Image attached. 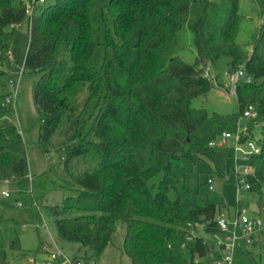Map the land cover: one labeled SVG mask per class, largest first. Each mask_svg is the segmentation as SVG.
<instances>
[{
  "label": "trees",
  "instance_id": "trees-1",
  "mask_svg": "<svg viewBox=\"0 0 264 264\" xmlns=\"http://www.w3.org/2000/svg\"><path fill=\"white\" fill-rule=\"evenodd\" d=\"M28 1L0 0V84L10 75L15 30L28 19ZM253 1L264 12V0ZM189 18L194 63L174 54L177 32ZM242 19L240 0H46L37 7L24 67L38 74L33 98L47 152L67 116L58 149L66 152L64 171L77 194L48 211L58 238L78 244L76 255L98 260L123 221L122 250L132 264H191L205 256L201 239L187 241L186 227L202 222L216 230L227 205L189 190L191 201L171 199L169 192L185 182L178 172L184 157L215 158L193 135L223 116L194 107L193 100L215 88L202 76L206 65L225 58L230 70L245 64L254 78L239 86L236 98L239 115L254 104L263 123L250 191L264 201V22L248 54L237 42ZM231 167L230 150L227 168L216 173L223 177ZM28 168L21 131L15 125L1 129L0 183L24 177ZM160 172L153 192L149 181ZM9 247L21 250L18 241ZM0 264H12L1 231Z\"/></svg>",
  "mask_w": 264,
  "mask_h": 264
},
{
  "label": "rangeland",
  "instance_id": "rangeland-1",
  "mask_svg": "<svg viewBox=\"0 0 264 264\" xmlns=\"http://www.w3.org/2000/svg\"><path fill=\"white\" fill-rule=\"evenodd\" d=\"M18 3V0H15ZM240 13L243 19L239 25L237 42L250 54L252 52L253 38L264 22V12L253 0H240ZM189 18L177 32V45L174 54L180 56L185 62L194 63L197 52L194 46V32L190 27ZM30 23L26 19L16 27L13 46L10 52L12 68L10 75L3 77L0 84V130L15 125L21 131L29 160L27 174L15 181L0 183V231L7 245L12 264H43L47 256L40 251L43 245H52L53 242L65 249L68 253H76L75 243L63 241L58 238L54 218L49 214L48 207L61 204L67 195L77 194L70 186V177L64 171L63 161L66 158L64 149H58L64 142L62 131L67 126L65 115L55 133L49 152L40 142L41 115L34 104L33 89L38 74L28 71L24 67L27 52ZM228 59H222L216 66L212 65L215 73H222L229 69ZM11 83L17 91V101L7 102L6 95L13 90ZM226 79L216 83L215 88L207 97L193 100L196 108H206L210 115L218 113L222 120L210 119L200 130L193 135V141L203 145L215 153V158L200 156L198 162L190 157H184L178 172L185 176V182L178 184L169 192L171 199L181 197L184 201H191L188 190L198 192L203 200H211L227 205L225 214L234 215L237 203L238 181L233 169L225 176L216 173V169L227 168L232 141L222 146H209L210 141L219 142L224 131L235 133L237 130L239 113L237 98L228 92ZM247 119L243 120V124ZM255 139H261L262 128L254 127ZM80 168H83L81 166ZM212 174L215 187L210 189L207 185L208 176ZM164 174L160 172L149 181L153 192L158 188ZM9 192V196L3 194ZM250 209L252 215H260L264 220V201L257 193L246 191L243 203ZM126 234V224L119 221L113 233L110 245L106 248L96 264H132L131 258L123 253L122 247ZM18 241L20 251L12 250L9 245ZM264 234L260 235L257 244L238 249L234 264H264ZM250 251L252 254H248Z\"/></svg>",
  "mask_w": 264,
  "mask_h": 264
},
{
  "label": "built area",
  "instance_id": "built-area-1",
  "mask_svg": "<svg viewBox=\"0 0 264 264\" xmlns=\"http://www.w3.org/2000/svg\"><path fill=\"white\" fill-rule=\"evenodd\" d=\"M46 0H29L27 2L28 20L31 26L33 15L38 6ZM204 78L217 83L223 78L227 81L229 94L237 97L239 86L243 83H251L254 78L248 73L245 64H240L236 69H225L217 74L211 64H207L202 72ZM12 91L7 95V102L16 105L17 91L11 83ZM258 110L256 105L248 104L239 115L237 130L235 133L224 131L219 142L210 141L209 146H222L228 141L233 142L231 150L232 167L238 181L237 203L234 215L222 212L216 217V230L208 231L207 224L202 222H189L187 241L201 239L205 245L206 254L203 257L196 256L191 264H234L235 254L238 249H244L248 245L258 242L260 235L264 234V220L262 216L252 215L250 209L243 203L244 192L250 191L252 184L250 179L255 175V167L252 160L262 152V145L253 135L254 127H262L263 123L257 121ZM247 119L245 124L243 120ZM210 189L215 187V179L211 176L207 179ZM5 196L9 192L4 191ZM187 243L183 244L186 248ZM43 253L47 256L43 264H96L95 259L85 260L76 254L68 253L57 242L52 245H43Z\"/></svg>",
  "mask_w": 264,
  "mask_h": 264
},
{
  "label": "crops",
  "instance_id": "crops-1",
  "mask_svg": "<svg viewBox=\"0 0 264 264\" xmlns=\"http://www.w3.org/2000/svg\"><path fill=\"white\" fill-rule=\"evenodd\" d=\"M75 245H76V249H75V250H76V251H75L76 253H74V254H77L78 249H79V246H78V244H75Z\"/></svg>",
  "mask_w": 264,
  "mask_h": 264
}]
</instances>
